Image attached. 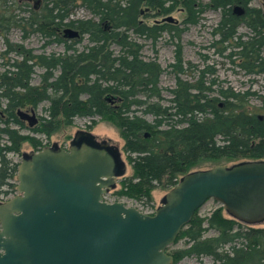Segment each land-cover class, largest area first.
Returning <instances> with one entry per match:
<instances>
[{
  "label": "trees",
  "instance_id": "obj_1",
  "mask_svg": "<svg viewBox=\"0 0 264 264\" xmlns=\"http://www.w3.org/2000/svg\"><path fill=\"white\" fill-rule=\"evenodd\" d=\"M49 1L48 15L40 12L35 16L41 24H30L37 26L32 33L55 36L57 42L64 44V52L36 55L18 45L15 51L20 59L0 73V96L6 101L7 118L0 120V134L9 142L0 148V196L8 193L3 188L17 172V165L11 166L6 154H18L25 141H30L36 151L41 149L39 141L8 125H22L17 110L26 105L37 108L43 102H48V117L41 119V126L32 131L47 137L55 132L61 119L67 126L76 118L95 117L116 124L133 171L121 183L119 197L151 199L153 190L161 186L173 188L182 176L205 161L264 160V112L250 106L254 94L235 93L228 88L211 97L208 92L212 88L206 87L202 78L193 84L178 78L170 91L169 104L165 105L159 86L163 69L154 59L144 61L141 46L128 36L131 31L137 37L156 41L162 33L177 32L170 24L141 23L143 6L161 16L181 6L187 13L184 23L188 25H196L202 9L209 8L221 13L216 27L221 41L236 40L238 58L246 62L241 67L264 75L261 10L250 8L248 1L241 0H208L206 4L201 0ZM235 4L245 10L240 18L233 15ZM79 5L90 11L94 19L69 20ZM243 23L250 31L245 40L237 36ZM63 28L78 31L80 38L87 35L90 46L79 50L76 44L80 40H63L58 34ZM113 46L120 48L118 53ZM176 59L177 64L172 67L182 72L180 53ZM35 68L43 71L38 85H32ZM144 115L153 120L148 121ZM223 212L218 207L202 218L196 211L175 242L186 239L184 248L171 253L174 261L208 257L212 264H264V226H249ZM208 232L213 235L206 236Z\"/></svg>",
  "mask_w": 264,
  "mask_h": 264
},
{
  "label": "water",
  "instance_id": "obj_2",
  "mask_svg": "<svg viewBox=\"0 0 264 264\" xmlns=\"http://www.w3.org/2000/svg\"><path fill=\"white\" fill-rule=\"evenodd\" d=\"M63 34L79 37L72 28ZM17 115L29 127L38 124L34 110ZM124 173L119 150L85 131L67 149L52 145L24 154L18 194L0 202V264H174L168 248L209 200L239 222L264 223V160L190 172L154 215L104 201Z\"/></svg>",
  "mask_w": 264,
  "mask_h": 264
},
{
  "label": "rangeland",
  "instance_id": "obj_3",
  "mask_svg": "<svg viewBox=\"0 0 264 264\" xmlns=\"http://www.w3.org/2000/svg\"><path fill=\"white\" fill-rule=\"evenodd\" d=\"M201 1L204 4L208 2V0ZM241 2H243V0H241ZM15 4H18L17 0H15ZM0 5L3 6V0H0ZM236 6L243 8L239 4H235L233 7ZM247 6L264 12L262 0H250ZM1 7L0 9H2ZM15 7L16 8H8L10 10L8 14L13 15V17L17 20H22L17 22L15 29H13V31H11L8 35L7 40L9 43L14 46L21 45L24 49L29 50L32 54L36 55L61 54L64 52V44L57 42L56 37L49 39L46 38L44 34L32 33L30 26L31 20H36L39 24H41V21H38L30 13L32 11V5H30V8L23 4H18ZM141 11L143 13L141 14L139 20L141 23L149 26H159L162 22V17H164L158 15L156 11L148 9L145 6L142 7ZM169 16H171L174 21L173 23L168 24H170L173 28L176 27L177 32L172 34L162 33L156 41L137 37L133 32H128V36L141 46L140 54L142 59L144 61L154 59L163 69L159 82L161 94L164 98L163 103L165 105L169 104V100L171 99L170 91L175 87L178 78L189 84H193L195 81L202 78L206 84L205 86H211L212 88L208 92L209 96L217 97L219 96L220 89L226 90L228 88L233 92L240 94L249 92L250 94H254L249 100L250 106L255 109H261V112H264V75H258L241 67V65H244L246 62L238 58L239 55L236 53L237 49L234 48L236 44L235 39L226 43L221 41V37L216 33V27L221 18L220 12L209 8H203L201 14L199 15V21L196 25H188L184 23L187 18V13L181 6H177L172 13L166 15L165 17ZM68 19L77 21L94 19V17L90 11L79 5L73 10ZM163 25L161 23V26ZM43 30L46 29L43 28ZM47 30L49 31L50 28ZM58 32V34L62 37V30ZM238 35L242 36L244 40L250 36V31L244 23L239 26L237 30V36ZM68 40H80V42L76 44V48L79 50H82L86 46H90L87 35H83L82 38H80L79 34V37ZM68 43H70V41H68ZM5 45V38L0 35V73L6 69L8 62L20 59L16 52L7 56L1 55L5 51ZM112 49L115 53H118L120 50V48L116 46H113ZM178 53H180V57L182 58V72H179L175 67H172L174 64H177L176 57ZM34 72L32 85H38L40 83V74L43 71L39 68H35ZM212 81L215 82V85H211ZM3 102L4 101H2V104ZM47 107L48 102H43L37 108L26 105L21 108V110L28 112L29 114L31 113V110H34L38 119V124L34 127H39L42 124L41 119L48 117L46 113ZM137 114L143 116L141 112H138ZM144 117L148 121L153 120V118L149 115H144ZM8 126L10 129L12 128L18 131L23 136H28L39 141L41 143L40 148L57 145L58 147L67 149L70 146L75 134L80 131L92 134L94 141H108L110 145L119 150L121 159L125 165V173L118 179L116 189L104 196V200L107 202H124L127 206L135 207L141 212L151 214L162 204L164 196L172 189L164 188L162 186L158 187L150 193L151 199L148 200L144 197H119L117 195V192L122 190L121 183L126 178L131 177L133 171L129 163V156L124 151V141L120 136L118 128L113 121L108 119H101L99 117H95L94 119L76 118L70 126L65 125L61 119L59 126L50 137H47L42 133L33 132L32 129L34 127H29L26 121H22V125L20 126L12 123ZM0 127L3 128L2 125ZM6 145H9L7 137L4 134H0V148ZM32 151L36 150L32 147L31 142L25 141L21 145L18 154L7 153L6 159L11 162V166H18L23 155ZM248 161L249 160L246 159L205 161L195 166L191 172L197 170H207L220 165L231 167L235 164ZM16 175L11 177L8 184L3 188V191L8 193L0 196V202L8 201L17 194L16 188L18 182L16 180ZM218 207L222 206L214 200H209L198 210V215L202 218H206ZM224 212L223 214L227 217L228 215ZM259 226H264V223ZM212 235V232H208L206 234V236ZM185 240V238H181L172 247L168 248V253L173 254L174 251L176 252L177 250L184 248L186 246ZM174 264H212V260L208 257H187L174 261Z\"/></svg>",
  "mask_w": 264,
  "mask_h": 264
},
{
  "label": "flooded vegetation",
  "instance_id": "obj_4",
  "mask_svg": "<svg viewBox=\"0 0 264 264\" xmlns=\"http://www.w3.org/2000/svg\"><path fill=\"white\" fill-rule=\"evenodd\" d=\"M243 1H248L250 2V0H243ZM18 4L19 5H25V6H28V8H30V5H32V11L30 12L32 16H36V14H39L40 12H42L44 14V16H47L48 15V10L47 9H50L51 7V3L49 0H17ZM263 2V5H264V0H262ZM18 4H15V0H3V6L0 5V7L2 9H0V35L5 38V51L3 54V56H7V55H11L12 53H15V46L11 43L8 42L7 40V37L8 35L11 33V31H13V29H15V27L17 26V19H15V17H13V15H9L8 12L10 11L8 8H16L15 6L18 5ZM143 12H141L142 14ZM263 18H264V12H261ZM9 15V16H8ZM31 15H30V18H31ZM221 15V13H220ZM233 15L237 16L238 18H240L241 16H238L234 10H233ZM29 18V20H30ZM164 18H166L165 16L162 17V25L165 23H173V22H164ZM36 21V20H35ZM34 20H31V23L30 24H35V25H38L39 23L36 21L35 22ZM159 22V21H158ZM48 23V22H47ZM161 23L159 24V26H161ZM42 24H45V21H42ZM176 24V23H175ZM33 25V27L31 26V29L33 28H36L37 26ZM49 27H47L46 29H48ZM65 28L62 29V33L64 31ZM176 31H177V28L175 27ZM43 30V28H42ZM38 34H43V33H40V32H36ZM176 33V32H174ZM34 34V33H33ZM46 35V33L44 34ZM55 37V36H53ZM48 38V37H46ZM63 40L66 39L64 37V34L63 36L61 37ZM50 39V38H49ZM8 44L12 45L11 47L8 46ZM13 62V61H12ZM12 62H8L7 65H6V69H8V66L10 63ZM4 69L3 72L6 70ZM2 101L3 104H2ZM2 104V105H1ZM2 108V110H1ZM5 109H6V101L4 99H2V97L0 96V120L2 121H5ZM7 119V118H6Z\"/></svg>",
  "mask_w": 264,
  "mask_h": 264
}]
</instances>
